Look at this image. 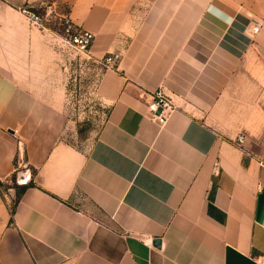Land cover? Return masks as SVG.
Segmentation results:
<instances>
[{"label": "crops", "instance_id": "crops-1", "mask_svg": "<svg viewBox=\"0 0 264 264\" xmlns=\"http://www.w3.org/2000/svg\"><path fill=\"white\" fill-rule=\"evenodd\" d=\"M45 3L94 35V62L119 56L86 150L10 74L46 48L23 10ZM261 19L264 0H0V264H260ZM160 89L174 106L161 125Z\"/></svg>", "mask_w": 264, "mask_h": 264}, {"label": "rangeland", "instance_id": "rangeland-1", "mask_svg": "<svg viewBox=\"0 0 264 264\" xmlns=\"http://www.w3.org/2000/svg\"><path fill=\"white\" fill-rule=\"evenodd\" d=\"M23 10L30 19H39L36 27L49 41L41 55L30 56L23 70L18 65L12 66L15 70L10 74L61 110L66 118V141L86 150L97 137L110 109L97 93L105 69L92 59L77 55L67 43L69 35L77 30L69 29L66 7L45 3ZM27 173L32 176L30 171Z\"/></svg>", "mask_w": 264, "mask_h": 264}, {"label": "built area", "instance_id": "built-area-1", "mask_svg": "<svg viewBox=\"0 0 264 264\" xmlns=\"http://www.w3.org/2000/svg\"><path fill=\"white\" fill-rule=\"evenodd\" d=\"M24 13L28 14L27 11H24ZM38 21L39 19L34 17L33 22L36 25H38ZM263 26V19L253 21V34H257ZM71 27L72 26H69V29H71ZM67 41L69 46L72 48L73 51H75L77 55L86 57L89 60L92 59L90 56V51L94 43V35L92 33L85 30H77L76 33L69 35V39ZM118 60L119 56L110 54L106 56L103 60L97 61V63L101 65V67L104 69H114ZM155 98V113L160 108L162 109V113L159 116L153 114V119L161 125L166 122L168 117L174 111V106L169 97L164 93L162 89L156 92ZM238 142L242 144L243 137H239ZM260 264H264V259H261Z\"/></svg>", "mask_w": 264, "mask_h": 264}, {"label": "water", "instance_id": "water-1", "mask_svg": "<svg viewBox=\"0 0 264 264\" xmlns=\"http://www.w3.org/2000/svg\"><path fill=\"white\" fill-rule=\"evenodd\" d=\"M161 113H162V109L161 108L156 111V115L157 116H159ZM153 246L158 248V249H160L161 248V241L159 239H155L153 241Z\"/></svg>", "mask_w": 264, "mask_h": 264}, {"label": "trees", "instance_id": "trees-1", "mask_svg": "<svg viewBox=\"0 0 264 264\" xmlns=\"http://www.w3.org/2000/svg\"><path fill=\"white\" fill-rule=\"evenodd\" d=\"M77 30V29H76ZM32 184H26V185H21L20 187V193L23 194L29 187H31Z\"/></svg>", "mask_w": 264, "mask_h": 264}]
</instances>
